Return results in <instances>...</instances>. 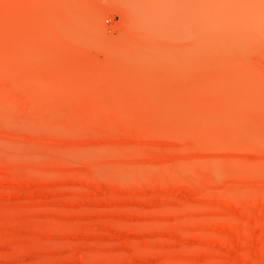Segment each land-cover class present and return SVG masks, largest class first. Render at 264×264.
Segmentation results:
<instances>
[{"label": "rangeland", "instance_id": "1", "mask_svg": "<svg viewBox=\"0 0 264 264\" xmlns=\"http://www.w3.org/2000/svg\"><path fill=\"white\" fill-rule=\"evenodd\" d=\"M0 264H264V0H0Z\"/></svg>", "mask_w": 264, "mask_h": 264}, {"label": "bare ground", "instance_id": "2", "mask_svg": "<svg viewBox=\"0 0 264 264\" xmlns=\"http://www.w3.org/2000/svg\"><path fill=\"white\" fill-rule=\"evenodd\" d=\"M231 131H232V133H233V134H235V131H234V128H233V126H232V129H231Z\"/></svg>", "mask_w": 264, "mask_h": 264}]
</instances>
